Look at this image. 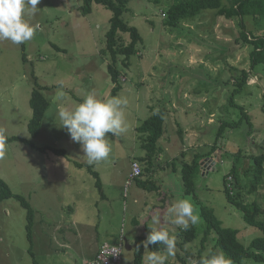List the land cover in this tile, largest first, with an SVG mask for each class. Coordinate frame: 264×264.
I'll use <instances>...</instances> for the list:
<instances>
[{
  "label": "rangeland",
  "instance_id": "1",
  "mask_svg": "<svg viewBox=\"0 0 264 264\" xmlns=\"http://www.w3.org/2000/svg\"><path fill=\"white\" fill-rule=\"evenodd\" d=\"M175 1L179 0H129L123 17L137 28L142 42L137 52L129 57L128 67L123 65L124 56L118 57L116 67L124 81L114 95V84L107 72L111 57L104 52L111 12L100 4H92L91 13L81 15L82 0H40L38 12L29 17L39 29L31 41L23 43L26 62L22 60L21 45L0 41V128L6 129L9 137L31 140L37 147L64 149L66 153L63 156L51 150L40 152L20 141L7 142L6 154L0 159V178L14 194L23 196L37 213L30 245L25 230V209L15 198L0 202V264H84L97 246L96 238L114 243L122 222L131 215L129 206L133 199L141 201L139 196L143 193V189L132 184L125 194L123 184L131 159L145 153L141 147L144 135L137 133L135 128L159 108H170V89L179 95L185 90L191 94L200 91V95L207 98L205 102L210 104L179 100L185 106L190 104L185 109L198 115L199 125L207 126L203 130H193L199 133L201 143L194 148L197 153L210 150L221 120H237L241 116L230 103L232 94L233 101L243 106L250 116L251 128L243 119L238 127L225 130L217 142V153L212 154L211 160L202 161L204 173L198 171L194 178L195 196L184 195L178 182L170 190L173 201L180 197L192 201L199 216L196 226L201 233L182 249L177 247L175 256L169 257L166 264H181V257L186 258L185 264H195L205 225L199 213L201 205L211 207L223 226L238 229V239L245 246L261 236V231L246 224L241 212L226 201L223 178L241 152L238 171L244 181L243 174L251 167V156L264 151V65L251 68L249 55L253 46L242 41L239 17L232 20L214 18L211 11H206L182 20L177 27L166 26L162 14ZM243 22L246 32L264 35V16L246 15ZM121 37L124 43L129 41L127 33ZM242 70L249 74L247 83L233 93L235 78L241 76ZM32 74L39 85L47 86L42 93L50 102L42 128L34 138L27 130L32 112L29 105L34 88ZM89 92L105 98L121 96L128 101L125 107L127 131L117 137L109 134L111 152L108 159L92 164L104 183L106 201L100 200L95 178L84 168L74 166L75 161L87 163V157L81 146L71 140L67 130L58 125V108L75 107ZM174 100L177 105L178 99ZM214 108L213 125L208 121L211 117L207 111L212 112ZM185 121L179 117L181 125ZM173 127L175 132L181 129L176 124ZM168 132L159 140L161 146L169 142L168 145H172L166 137ZM177 150L166 149L162 164L167 166L175 162L178 167L182 161H190L188 150L185 157L180 152L175 153ZM166 171L170 174V167ZM149 175L157 181L153 170ZM262 179L256 192L249 194L248 188H242L240 197L245 203L258 202L264 209V177ZM75 183L82 184L83 193L77 191ZM71 208L74 212L69 210ZM39 220H43L42 223ZM163 222L166 224L169 220ZM126 226L127 239L132 244L131 234H128L131 224ZM164 228L169 229L176 240L180 239L177 226L170 223ZM146 233L141 227L136 229L138 235ZM212 244L207 243V250ZM30 246L33 255L29 253ZM186 251L191 257L186 256ZM147 253L145 249L144 257ZM133 260V250L124 248L122 264H133Z\"/></svg>",
  "mask_w": 264,
  "mask_h": 264
},
{
  "label": "trees",
  "instance_id": "2",
  "mask_svg": "<svg viewBox=\"0 0 264 264\" xmlns=\"http://www.w3.org/2000/svg\"><path fill=\"white\" fill-rule=\"evenodd\" d=\"M128 2L129 0H82V4L79 8L81 15H87L91 13L92 4L95 3L102 5L111 12V16L109 18V28L105 33L104 52L109 54L111 57V62L107 64V72L114 84L112 87L113 95L121 89V82L124 81L121 80V73L116 67L118 57L120 55L124 56V60H122L123 65L128 67L129 57L137 52V46L142 42V37L137 28L129 25L127 21L124 20L123 14L127 11ZM206 11H211L214 18L225 17L227 20H232L235 17H239V25L241 27L239 34L241 35L242 41L245 44L249 43L253 46L249 55L251 68L254 69L256 65L260 64L264 65V35H252V33L246 32L243 22V18L246 15L254 16V18L264 16V2L262 0H179L172 3L168 7L167 11L163 12L162 15L165 17L164 24L168 27L174 28L177 27L182 20L195 18ZM124 33H127L129 37V41L127 43L122 41L121 34ZM21 52L22 60L23 62H26L27 57L25 54L24 44H21ZM240 75L241 76L235 78V89L233 93L241 90L247 83L249 77L248 72L246 70H242ZM31 77L34 81V88L32 89L29 98V105L32 112L27 123V130L30 136L34 138L39 134L42 128L44 115L50 102L42 93V89H46L47 86L39 85L34 74H32ZM196 93L199 94L200 91L196 90ZM233 95L234 94L231 96L230 103L237 108L241 116H239L237 120H221L218 132H216L215 135L214 143L209 146L210 150L205 153L195 154L189 162L182 161L183 163L180 174L184 188V195L195 196L196 185L194 178L198 171L202 172V161H204L205 158H212L215 148L218 147L217 142L223 136L225 130L228 127H238L243 119L249 123V129L251 128L250 116L244 111L243 106L238 105L233 101ZM206 103L210 105L208 102ZM167 112V107L163 106L148 118L143 120L140 125L136 126L135 131L144 135L141 147L145 153L143 156L133 158L130 161V169L125 179V194L126 189L132 184H136L138 187L147 192L159 190V186L156 183L155 178L152 175H149V173L156 169L157 164L159 165L157 167L163 168V164L161 162L162 160L160 162L157 161L161 151H163V148L159 144V140L166 132L165 122ZM212 112H215V108ZM207 113L209 114L211 112L207 111ZM8 141L23 142L40 152L51 150L55 154L63 156L66 155L64 149L49 146L37 147L31 140L22 139L17 136H8ZM240 153L241 152L237 154L236 159L232 162L229 172L224 175V196L229 204L233 205L241 212L243 221L246 224L259 229L262 234L261 236L253 238L249 244L245 246L238 239V229L223 226L221 220L216 217L214 210L211 207L201 205L199 213L205 225L199 241L200 247L197 252L195 264H199L201 257L208 251L207 243L210 242H213L211 247L212 250H222L225 252L232 259L233 264H264V209L260 204H258V202L253 201L251 203H245L240 197V189L248 188L249 194L254 193L257 191L258 186L262 183V178L264 177V151L251 156V167L245 170L243 174L245 176L244 181L241 180L238 171L239 163L241 162ZM133 161L138 163L140 167V174L132 178L130 183L127 184L132 171L131 164ZM74 166L80 169L84 168L95 178V188L97 189L100 200H104L106 198V194L103 189L101 178L97 171L93 170L92 165H89L86 162L75 161ZM9 198H15L18 200L26 211V236L30 241V245H32V228L35 223L37 211L34 210L31 204L23 196L14 194L9 185L0 178V202ZM96 203H98V201ZM146 230V234L136 235L132 244L129 242L131 247L130 249L133 250L134 254L133 264L143 263L145 252L143 241L146 240L147 236L151 232L149 231V228H146ZM177 231L180 239L176 240V248L178 247L181 249L184 244L194 241L198 237L199 233H201L196 225L190 226L187 231H183L178 227ZM120 239H122L123 248H125V241L123 237H120ZM30 248L31 246L29 247V253L33 255ZM154 250H160L161 253H163V245L155 244L148 246V252ZM185 254L187 257H191L189 252L186 251ZM95 255L93 257H95ZM180 260L181 264L186 263V258L181 257Z\"/></svg>",
  "mask_w": 264,
  "mask_h": 264
},
{
  "label": "clouds",
  "instance_id": "3",
  "mask_svg": "<svg viewBox=\"0 0 264 264\" xmlns=\"http://www.w3.org/2000/svg\"><path fill=\"white\" fill-rule=\"evenodd\" d=\"M39 4L40 0H0V41H10L14 45L31 41L39 25L33 24L29 17L35 16ZM127 103V99L121 96L105 98L89 92L75 107L58 108V125L81 146L89 165L108 159L111 152L109 134L117 137L127 131ZM7 142V130L0 128V159L6 154ZM166 217L183 231L199 222L192 201L182 197L175 199L167 208ZM160 224L161 218L154 215L151 232L143 241V247L148 249L149 245H163V253L160 250L149 251L143 258V264H166L169 257L175 256L176 237L170 235L169 229L156 227ZM199 264H233V261L222 250L209 249Z\"/></svg>",
  "mask_w": 264,
  "mask_h": 264
},
{
  "label": "crops",
  "instance_id": "4",
  "mask_svg": "<svg viewBox=\"0 0 264 264\" xmlns=\"http://www.w3.org/2000/svg\"><path fill=\"white\" fill-rule=\"evenodd\" d=\"M170 97V105L168 108L167 107V116H166V122H167V126H166V132H168L169 126L170 127V132H168L167 134V140L168 141H172V145H168L170 144V142L167 145L161 146L163 148V151H161V154L158 158L157 162H160L161 160H163V154L165 153L164 151L167 149H178L175 153L178 154V152H180L181 156H186V150H188L189 152V158L192 159L193 156L195 154H197V151L194 150V148H198L200 147V140H199V133L197 134V132H194L193 130H203V128L207 127L204 125H199V118L198 115H196L195 113H189L185 108L187 106L190 107V104L187 103V105L185 106L184 102L181 101L179 102V100H181V98L185 99V100H190L191 103H197L199 100L200 102H202V105L204 103H206V97L201 96L200 93H196V91H193L192 94L189 92V90H185L183 91L182 95H179L180 93H175L173 90H168ZM206 94V93H205ZM176 97V99H178V104L175 105V100L174 98ZM183 111V112H182ZM187 111V112H186ZM174 112V114H173ZM191 114H193V116H191ZM183 117L184 118V123H182V125L179 123V117ZM211 118H208V121L212 122V124H215V112H211L208 115ZM190 122H189V120ZM173 124L175 125H179L181 129H178L176 132L174 131V127ZM209 124V122H208ZM165 132V133H166ZM172 136V137H171ZM170 146V147H169ZM217 148H215L214 150V154L217 153ZM174 156V153H173ZM176 157V156H175ZM212 158H210L211 160ZM169 160V159H168ZM176 160H179V157H176ZM170 161V160H169ZM173 162V161H172ZM214 162V161H212ZM215 163V162H214ZM159 166L158 164L156 165V169L153 171V174L157 176V181L156 183L159 186V190L157 191H153V192H147L143 189V193H140L141 196L140 199L141 201H139V199L134 198L133 199V204L129 206L130 211H131V215L126 217V220L124 222H122V228L120 233L117 234V236L114 239V243L112 244H116L120 241V237H123L124 241L127 243V245L130 247V243L127 239V230L125 229V227H127L126 225H130V228L128 230V234H131V240L134 239V237L138 234H136V229L137 228H143V231L146 230V228H149V230L151 231L150 226H152V217L154 215H158L161 218V224L159 227H164L165 225L170 226V222L168 223H164L163 221L167 220L166 218V212H167V208L169 206H171V204L173 203L172 200V194H171V189L175 188V183L178 182L180 188H183V183H182V179H181V174H180V170H181V166L182 163H179L178 167L175 165V162L168 164L167 166L163 165V168L161 167H157ZM171 170V173L168 174L166 171V168H169ZM160 168V169H159ZM78 170V169H77ZM79 171V170H78ZM202 174L204 173V170L202 169ZM174 174V175H172ZM126 179V177H125ZM125 179L123 184L125 185ZM82 182V180H81ZM80 182V183H81ZM101 182L102 185L104 186V183L102 181L101 178ZM79 183V184H80ZM121 183V182H120ZM76 184L75 183V187L77 189L78 192L83 193V189H82V184ZM136 185V184H134ZM142 189V188H141ZM163 192V193H162ZM152 196H149L151 195ZM168 194L170 195L168 197ZM107 200V196L104 200L102 201H106ZM75 202H79L75 201ZM72 210L74 212V209H69ZM100 211H98L99 213ZM42 223V221H40ZM126 222V224H125ZM172 225V224H171ZM157 226V227H158ZM97 246L96 248L90 253V258L93 257L97 250L99 249V246L104 243V242H109L107 240H102V241H98V239H95ZM124 242V243H125ZM131 248V247H130ZM131 250V249H130Z\"/></svg>",
  "mask_w": 264,
  "mask_h": 264
},
{
  "label": "built area",
  "instance_id": "5",
  "mask_svg": "<svg viewBox=\"0 0 264 264\" xmlns=\"http://www.w3.org/2000/svg\"><path fill=\"white\" fill-rule=\"evenodd\" d=\"M131 173L127 184L130 183L132 178L140 174V167L136 161L131 164ZM118 244H112L109 242H104L99 246V249L95 255L90 260L85 261L84 264H121L123 243L122 239Z\"/></svg>",
  "mask_w": 264,
  "mask_h": 264
},
{
  "label": "water",
  "instance_id": "6",
  "mask_svg": "<svg viewBox=\"0 0 264 264\" xmlns=\"http://www.w3.org/2000/svg\"><path fill=\"white\" fill-rule=\"evenodd\" d=\"M203 164V163H202ZM125 248L128 250V249H130V247L127 245V243L125 242Z\"/></svg>",
  "mask_w": 264,
  "mask_h": 264
}]
</instances>
